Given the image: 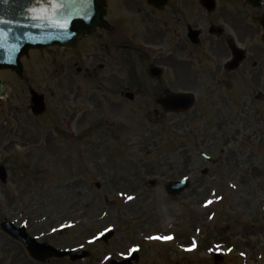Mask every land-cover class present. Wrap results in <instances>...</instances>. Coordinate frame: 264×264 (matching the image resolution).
<instances>
[{
    "label": "rangeland",
    "instance_id": "obj_1",
    "mask_svg": "<svg viewBox=\"0 0 264 264\" xmlns=\"http://www.w3.org/2000/svg\"><path fill=\"white\" fill-rule=\"evenodd\" d=\"M99 42L96 33L78 54L31 51L21 59L25 76L0 71L8 83L0 163L10 175L0 183V223L76 222L64 231L66 246L112 228L111 239L87 245L88 264H109L108 256L121 259L132 248L139 254L132 264H264V98H257L264 86H224L213 95V83L195 86L193 109L149 117L141 115L153 102L74 100L69 89L80 79L109 76L107 55L87 56ZM30 88L45 95L40 118L29 109ZM72 110L86 112L84 122ZM89 121L96 130L84 142ZM183 177L190 186L168 195L166 184ZM5 240L0 228V256Z\"/></svg>",
    "mask_w": 264,
    "mask_h": 264
},
{
    "label": "flooded vegetation",
    "instance_id": "obj_2",
    "mask_svg": "<svg viewBox=\"0 0 264 264\" xmlns=\"http://www.w3.org/2000/svg\"><path fill=\"white\" fill-rule=\"evenodd\" d=\"M194 9L198 13H192ZM263 17L264 0L258 4H249L246 0H119V3L107 0L103 25L60 50L74 49L78 54L85 49L82 43L87 37L98 33L104 42L96 45L97 54L85 51L89 58L107 55L109 76L82 78L76 89L69 91L74 100L90 97L153 102L154 109L143 115L136 113L149 117L167 113L159 99L174 92L195 96V86L213 83L212 95L223 94L224 86H264ZM239 53L243 61L234 66L232 63ZM153 68L160 69L158 76L152 74ZM84 85L91 88L86 89ZM261 97L264 95L257 96ZM82 111L72 110L79 124L87 117ZM5 123L11 125V130L18 129L13 121ZM16 123L20 125L21 121ZM95 130L96 124L87 122L80 139L91 140ZM26 225L29 234L39 242H48L62 250H81L76 247L78 243L66 246L65 227L59 223L30 221ZM5 238L0 264H88L93 261L91 253L82 261L71 260V255L38 260L22 243Z\"/></svg>",
    "mask_w": 264,
    "mask_h": 264
},
{
    "label": "water",
    "instance_id": "obj_3",
    "mask_svg": "<svg viewBox=\"0 0 264 264\" xmlns=\"http://www.w3.org/2000/svg\"><path fill=\"white\" fill-rule=\"evenodd\" d=\"M259 0H248L250 3ZM104 0H0V69L12 68L23 74L20 57L29 48L63 46L72 43L101 23ZM67 23V28L58 24ZM6 85L0 80V97L5 95ZM33 111L40 114L45 110L43 96L32 91ZM192 99L185 94H174L165 100L169 109L187 108ZM0 178L6 181L7 172L0 166ZM190 185L189 181H172L166 189L170 194H178ZM2 228L10 235L24 242L30 252L38 258L53 255L46 244H38L25 232L24 227H15L9 220ZM105 239L110 233L104 235ZM70 252H59L64 255ZM85 254V253H83ZM219 259V256L216 257ZM130 260L120 264H129ZM117 263V262H113Z\"/></svg>",
    "mask_w": 264,
    "mask_h": 264
},
{
    "label": "snow or ice",
    "instance_id": "obj_4",
    "mask_svg": "<svg viewBox=\"0 0 264 264\" xmlns=\"http://www.w3.org/2000/svg\"><path fill=\"white\" fill-rule=\"evenodd\" d=\"M54 2H56V0H54ZM57 26H59V27H61V28H67L68 27V24L67 23H63V24H58ZM0 36H3V30H0ZM233 187H235V185H233ZM127 199L128 200H132V199H134L132 196H128L127 197ZM220 199H222V198H220ZM213 203V201H211V200H209L208 202H207V204H212ZM207 206V205H206ZM100 235H104V233L102 232ZM95 239H96V237H93V239L90 241V243H94L95 242ZM153 239H157V240H163V241H165V242H167V241H170V240H173L174 239V237H172V236H163V237H153ZM219 247V246H218ZM138 249H136V248H132V249H130V251L131 252H135V251H137ZM189 250H191V249H189ZM124 255V253H121V256H123Z\"/></svg>",
    "mask_w": 264,
    "mask_h": 264
}]
</instances>
